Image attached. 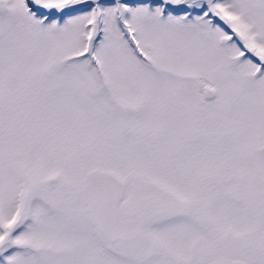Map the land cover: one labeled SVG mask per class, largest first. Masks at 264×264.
Wrapping results in <instances>:
<instances>
[{
	"label": "snow or ice",
	"instance_id": "snow-or-ice-1",
	"mask_svg": "<svg viewBox=\"0 0 264 264\" xmlns=\"http://www.w3.org/2000/svg\"><path fill=\"white\" fill-rule=\"evenodd\" d=\"M0 264H264V0H0Z\"/></svg>",
	"mask_w": 264,
	"mask_h": 264
}]
</instances>
